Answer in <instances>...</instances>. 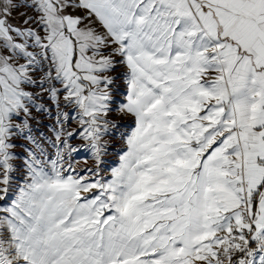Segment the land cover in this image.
I'll return each instance as SVG.
<instances>
[{
    "label": "snow or ice",
    "instance_id": "obj_1",
    "mask_svg": "<svg viewBox=\"0 0 264 264\" xmlns=\"http://www.w3.org/2000/svg\"><path fill=\"white\" fill-rule=\"evenodd\" d=\"M0 264H264V0H0Z\"/></svg>",
    "mask_w": 264,
    "mask_h": 264
},
{
    "label": "crops",
    "instance_id": "obj_2",
    "mask_svg": "<svg viewBox=\"0 0 264 264\" xmlns=\"http://www.w3.org/2000/svg\"><path fill=\"white\" fill-rule=\"evenodd\" d=\"M117 119L119 120H122L124 123H129L131 121V117H117ZM72 143L74 145H77L79 143H81V141L79 140H74L72 141ZM122 147V145L120 144L119 142V137L116 138V141H115V149L111 150L108 154V156L105 158L107 163L110 165V166H115L118 162H119V157L118 155L116 154L117 150ZM84 156V153L81 152L80 155L77 157V159H81L82 157ZM89 165H91L92 161L91 159H89L88 161ZM81 166H84L83 164H81ZM107 175V174H106Z\"/></svg>",
    "mask_w": 264,
    "mask_h": 264
}]
</instances>
